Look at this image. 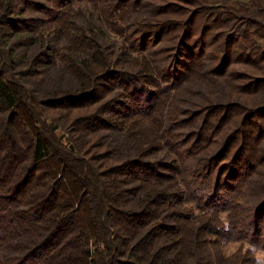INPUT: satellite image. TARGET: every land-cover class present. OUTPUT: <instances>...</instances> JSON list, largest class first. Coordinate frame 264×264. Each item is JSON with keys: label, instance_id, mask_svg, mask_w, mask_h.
<instances>
[{"label": "rangeland", "instance_id": "rangeland-1", "mask_svg": "<svg viewBox=\"0 0 264 264\" xmlns=\"http://www.w3.org/2000/svg\"><path fill=\"white\" fill-rule=\"evenodd\" d=\"M253 4L0 0V79L25 97L13 117L0 107V121L13 132L42 129L57 151L81 141L100 176L108 164L132 162L116 177L125 192L118 209L139 187L182 191L146 220L164 226L158 244L170 259L253 264L248 246L264 249V14ZM87 92L62 107L48 103ZM88 200L75 213L83 221L91 219Z\"/></svg>", "mask_w": 264, "mask_h": 264}, {"label": "trees", "instance_id": "trees-1", "mask_svg": "<svg viewBox=\"0 0 264 264\" xmlns=\"http://www.w3.org/2000/svg\"><path fill=\"white\" fill-rule=\"evenodd\" d=\"M253 5L258 7L254 9L256 13L261 10L260 15L264 14L262 0ZM239 29L242 27H237L233 37L238 38ZM144 67L151 71L147 60ZM152 79L153 74V85ZM88 96L87 92L82 97L50 99L48 103L62 107ZM24 98L16 83L0 79V107L10 114L8 117L14 116ZM30 112L28 121L33 122L35 118ZM93 118L98 120L97 116L90 120ZM10 129L0 121V264H25L32 257H38L41 264H121L115 259L118 255L131 259L123 264H181L180 258L167 257L165 246L158 244L166 236L164 226L147 221L156 219L157 207L171 198L184 196L182 191L161 195L139 187L135 189L134 202L126 209H118L123 206L125 192L116 190L124 185L116 177L131 169L132 162L119 167L108 164L105 175L100 176L91 160H84L85 145L81 141L57 151L42 129L33 133L23 126L19 130V125L15 132ZM50 162L52 165L46 166ZM44 167L49 168L47 176L35 177L34 173L45 170ZM65 181L72 184L74 193ZM86 199L91 219L83 221L75 213H84ZM259 208L264 209V202ZM230 219L234 217L230 215ZM235 224L237 227L238 223ZM96 245L102 249L95 248Z\"/></svg>", "mask_w": 264, "mask_h": 264}, {"label": "clouds", "instance_id": "clouds-1", "mask_svg": "<svg viewBox=\"0 0 264 264\" xmlns=\"http://www.w3.org/2000/svg\"><path fill=\"white\" fill-rule=\"evenodd\" d=\"M224 230H229V225L225 223ZM248 251L252 256L253 264H264V249H258L255 244L248 246Z\"/></svg>", "mask_w": 264, "mask_h": 264}]
</instances>
